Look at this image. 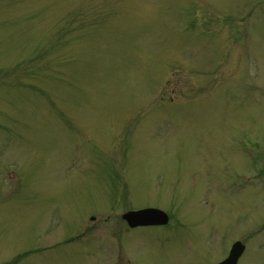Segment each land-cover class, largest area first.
I'll list each match as a JSON object with an SVG mask.
<instances>
[{
	"label": "rangeland",
	"instance_id": "374dc122",
	"mask_svg": "<svg viewBox=\"0 0 264 264\" xmlns=\"http://www.w3.org/2000/svg\"><path fill=\"white\" fill-rule=\"evenodd\" d=\"M262 147L264 0H0V264H95L48 247L111 199L182 226L123 260L264 264Z\"/></svg>",
	"mask_w": 264,
	"mask_h": 264
},
{
	"label": "flooded vegetation",
	"instance_id": "af4514ba",
	"mask_svg": "<svg viewBox=\"0 0 264 264\" xmlns=\"http://www.w3.org/2000/svg\"><path fill=\"white\" fill-rule=\"evenodd\" d=\"M110 193H118L120 194L121 191L124 190V187H122V184L119 183V184H115V183H112L110 184L109 188L107 189ZM115 195V194H113ZM108 206V204H107ZM132 208H130L129 210H131ZM104 211H97L95 214H102ZM104 223L106 222V220H103ZM82 223H84V221H82ZM102 227V230H104L105 232L108 231V226H106L105 224L101 226ZM118 227V228H117ZM117 227L116 228H113V232L115 234H118L119 233V237H131V238H134V237H137L139 238V234H138V231L141 230V228H129L126 226L125 222L123 220H121L119 226H118V223H117ZM90 231H93V228L92 229H86L85 232H90ZM85 234V233H84ZM65 238H68V237H65ZM72 241L71 243L75 245V247H79V245L81 243H83V241H89V240H92V239H96V238H99V237H84L83 235H76V236H72V237H69ZM124 239V238H123ZM87 257V256H86ZM90 261L93 259V258H90V257H87ZM94 260L96 261L95 264H104V259L102 257H95ZM117 264H132L131 260L127 257H125L124 260L122 261H118Z\"/></svg>",
	"mask_w": 264,
	"mask_h": 264
},
{
	"label": "water",
	"instance_id": "95a60500",
	"mask_svg": "<svg viewBox=\"0 0 264 264\" xmlns=\"http://www.w3.org/2000/svg\"><path fill=\"white\" fill-rule=\"evenodd\" d=\"M149 214L150 212H138V213H136V217H139L140 215H142V214ZM236 258V256H234L233 257V260Z\"/></svg>",
	"mask_w": 264,
	"mask_h": 264
}]
</instances>
